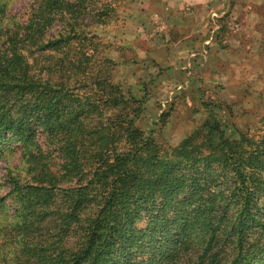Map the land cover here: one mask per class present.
Listing matches in <instances>:
<instances>
[{
	"label": "trees",
	"instance_id": "16d2710c",
	"mask_svg": "<svg viewBox=\"0 0 264 264\" xmlns=\"http://www.w3.org/2000/svg\"><path fill=\"white\" fill-rule=\"evenodd\" d=\"M2 2L0 154L18 160L0 264H264V115L252 134L205 104L178 145L159 142L98 56L95 30L135 0H33L11 31ZM229 22L207 21L220 49Z\"/></svg>",
	"mask_w": 264,
	"mask_h": 264
},
{
	"label": "rangeland",
	"instance_id": "374dc122",
	"mask_svg": "<svg viewBox=\"0 0 264 264\" xmlns=\"http://www.w3.org/2000/svg\"><path fill=\"white\" fill-rule=\"evenodd\" d=\"M2 1L5 25L9 31L12 27L17 30L16 24H24L33 0ZM143 5L146 7L137 0L125 4L115 26L95 30L103 44L98 56L112 61L113 81L141 100L144 117L137 126L146 132L153 130L159 142L173 147L205 120V104H219L227 121L232 116L240 119V126L253 134L256 121L264 115V0L208 3L210 18L230 13L229 32L223 35L225 48L221 49L212 42L209 26L164 28L155 19L157 22L143 27L140 22L126 21L139 14ZM59 27L56 24L49 33ZM189 28L195 33L184 32ZM5 147L20 150L12 142ZM9 153L0 154V213L11 215L13 198L6 174L17 165L18 154ZM0 225L5 228L1 214Z\"/></svg>",
	"mask_w": 264,
	"mask_h": 264
},
{
	"label": "crops",
	"instance_id": "0c3cea01",
	"mask_svg": "<svg viewBox=\"0 0 264 264\" xmlns=\"http://www.w3.org/2000/svg\"><path fill=\"white\" fill-rule=\"evenodd\" d=\"M142 1L146 7H144V5L142 6L143 8L140 7L139 14H135L134 16V21L140 22L143 27L145 24H152L159 21L160 24H163L164 28L201 27L204 29L206 28L207 21L210 18V12L207 15L208 11H211V6L209 7L208 3L213 2V0ZM142 1L137 0L139 6H141ZM150 11H152V16L149 14ZM155 19H157V21ZM201 28L198 33L201 32ZM194 30L189 28L184 30V32L187 31V33L191 34L195 33Z\"/></svg>",
	"mask_w": 264,
	"mask_h": 264
}]
</instances>
